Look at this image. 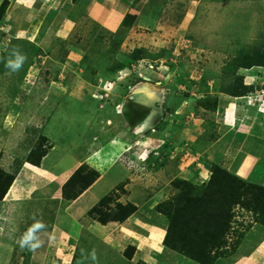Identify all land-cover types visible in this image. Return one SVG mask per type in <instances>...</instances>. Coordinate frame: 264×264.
I'll return each mask as SVG.
<instances>
[{
	"label": "rangeland",
	"instance_id": "374dc122",
	"mask_svg": "<svg viewBox=\"0 0 264 264\" xmlns=\"http://www.w3.org/2000/svg\"><path fill=\"white\" fill-rule=\"evenodd\" d=\"M10 4L0 0V170L15 177L0 199V264H264V223L240 203L224 242L207 248L210 263L164 244L168 218L158 210L173 201L175 179L201 186L212 163L233 171L192 150L222 130L211 110L223 93L262 123L264 138V0H135L115 33L81 12L70 31L54 22L23 32L32 17ZM14 52L26 57L15 72L6 67ZM185 106L202 121L181 139ZM123 141L130 153L119 148L114 172L105 170L107 144ZM42 152L39 167L26 162ZM79 166L112 186L74 197L64 184ZM107 194L109 208L135 210L98 222L88 210ZM37 222L41 246L21 248Z\"/></svg>",
	"mask_w": 264,
	"mask_h": 264
},
{
	"label": "crops",
	"instance_id": "0c3cea01",
	"mask_svg": "<svg viewBox=\"0 0 264 264\" xmlns=\"http://www.w3.org/2000/svg\"><path fill=\"white\" fill-rule=\"evenodd\" d=\"M8 1L14 3L10 4V9L13 8L24 16L28 13L30 14L29 16L32 17L29 24L23 21L27 26L22 27L21 31H34L35 33H37L39 29H41V32L52 30L51 25L54 22L68 29L67 31H70L76 19H78V12H81L82 17L84 16L89 20L91 26L98 27L103 31L115 33L122 28L121 22L135 2V0H76L77 2L75 1V3H73V0ZM25 1L28 3L25 4ZM58 28H60V26ZM54 29L58 30L56 26ZM143 95H145V93H140L136 96L141 97ZM229 97L235 98V95L226 94V92L223 93L222 96H219L217 105L214 107L215 109L211 110L216 117L215 124H219L217 127H220L219 129L222 128V130H217V134H215V132L203 134L201 137L202 139L195 144L192 150L198 154L197 158L199 157V160L204 157L206 160L219 161V158H222L220 161L223 164H229L230 168L240 177L258 184H264V138L261 137L259 131H256V129H261L262 123L260 122L261 124H259L252 116L245 115L242 111V107L237 101ZM225 99L227 103H223ZM135 102L134 105H137V102ZM186 107L188 108V106L182 107L180 111L185 112V110H187V117L189 119L188 125L190 126L188 128L187 125V130L183 132L181 139H183L185 135H189L190 132L194 135L195 131H197L198 124L202 121L199 116H192V112H189L190 109L188 110ZM202 110H206L205 107H203ZM241 115L250 119L247 121L245 120L246 123H244V120L242 121L240 119ZM243 124L249 127L248 131L244 130ZM143 125L144 124L141 123L138 127H143ZM167 129L170 130L171 127ZM200 133L201 132H199L198 135H200ZM107 146H111V148L108 149L111 150V152H107L106 155L103 154L105 155V160L107 159L104 167L105 170L108 169L114 172V167L111 166L113 164H110V160L112 161L114 159L113 156H115L113 154L118 152L119 148H122L123 153L129 152V148L125 147L124 141L117 145L107 144ZM106 172L107 171H105V173ZM207 177L208 176H206L205 179H207ZM94 185L95 187L93 188ZM111 186V180L105 179V182H101L99 177L89 185L86 191H90L91 194L99 198L100 195L106 192ZM100 192L102 193L98 194Z\"/></svg>",
	"mask_w": 264,
	"mask_h": 264
},
{
	"label": "trees",
	"instance_id": "16d2710c",
	"mask_svg": "<svg viewBox=\"0 0 264 264\" xmlns=\"http://www.w3.org/2000/svg\"><path fill=\"white\" fill-rule=\"evenodd\" d=\"M127 17L126 14L121 22L122 27H125ZM43 154L40 153L38 159L29 156L26 162L39 166ZM80 169L82 166L64 184V189L70 190L74 197L87 189L97 177L96 173L92 176L84 175ZM14 177L15 174L5 175L0 170V199L4 197ZM172 184L177 190L173 201L166 202L158 209L168 218L163 242L166 246L178 247L193 259L207 263L213 260L207 248L220 246L224 242L229 228L230 210L234 204L240 203L253 210L259 216L258 222L264 223V186L242 179L219 163L211 164L210 175L201 186L180 178ZM111 199L108 194L101 197L89 208L88 215L96 216L95 220L105 224L112 220H124L135 210L132 204L117 203L116 208H109L107 202Z\"/></svg>",
	"mask_w": 264,
	"mask_h": 264
},
{
	"label": "clouds",
	"instance_id": "9594fccd",
	"mask_svg": "<svg viewBox=\"0 0 264 264\" xmlns=\"http://www.w3.org/2000/svg\"><path fill=\"white\" fill-rule=\"evenodd\" d=\"M15 59H9L6 63V67L11 69L13 72L18 71L26 61V57L18 52L13 53ZM45 225L37 222L31 226L27 232L23 235L19 241L21 248L28 247L30 250H35L41 246V241L37 237L36 233L38 230L43 229ZM92 259H96L95 251L92 252Z\"/></svg>",
	"mask_w": 264,
	"mask_h": 264
},
{
	"label": "built area",
	"instance_id": "2783aa9c",
	"mask_svg": "<svg viewBox=\"0 0 264 264\" xmlns=\"http://www.w3.org/2000/svg\"><path fill=\"white\" fill-rule=\"evenodd\" d=\"M261 92H263V90H261ZM259 112L264 113V107L262 109H260Z\"/></svg>",
	"mask_w": 264,
	"mask_h": 264
}]
</instances>
